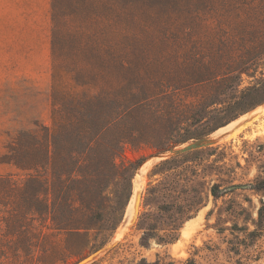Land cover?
Here are the masks:
<instances>
[{"label":"trees","instance_id":"trees-1","mask_svg":"<svg viewBox=\"0 0 264 264\" xmlns=\"http://www.w3.org/2000/svg\"><path fill=\"white\" fill-rule=\"evenodd\" d=\"M52 24L53 125L20 131L0 156L28 173L0 172V264L81 259L125 217L140 162L118 163L124 146L163 145L182 119L208 118L178 89L208 85L216 99L264 65V0H52ZM180 58L193 63L158 65ZM134 60L153 64L133 69ZM66 75L82 89L68 88ZM145 75L149 89H134ZM259 90H243L232 116L255 108ZM250 186L264 194V177ZM255 224L235 225L245 234L230 250L264 229V200Z\"/></svg>","mask_w":264,"mask_h":264},{"label":"rangeland","instance_id":"rangeland-1","mask_svg":"<svg viewBox=\"0 0 264 264\" xmlns=\"http://www.w3.org/2000/svg\"><path fill=\"white\" fill-rule=\"evenodd\" d=\"M52 27V0H0V156L20 131L33 130L36 123L53 125ZM151 63L134 60L132 67L147 68ZM192 63L193 60L180 58L160 61L158 65L187 67ZM261 72L264 65L255 77L244 73L232 93L227 91L216 99L215 89L208 85L178 89L185 104L209 109L208 118L200 122L182 119L178 123L181 130L163 145L124 146L118 163L141 165L153 160L145 170L138 171V167L132 180L133 196L136 173L145 179L137 214L128 227V205L119 225L93 245L106 244L92 253L95 246L90 244L80 254L82 258L89 257L83 264H264V229L240 244L239 252L230 250V241L245 234L235 230V225L247 228L246 232L257 228L258 209L264 200V194L250 186L264 177V85L257 80ZM148 77L145 75L139 80L141 84L133 88L149 89ZM63 81L68 88L82 89L74 87L70 75ZM251 86L260 87L256 95L261 102L233 117L229 107ZM234 94L236 97H232ZM246 114L253 124L235 137H228L235 126L218 132ZM216 133L213 145L170 153L172 148ZM162 153L167 156L157 158ZM0 172L13 173L18 181L28 176L27 172L3 164ZM126 224L119 240L113 241L118 228ZM79 258L73 256L59 264H76Z\"/></svg>","mask_w":264,"mask_h":264},{"label":"bare ground","instance_id":"bare-ground-1","mask_svg":"<svg viewBox=\"0 0 264 264\" xmlns=\"http://www.w3.org/2000/svg\"><path fill=\"white\" fill-rule=\"evenodd\" d=\"M262 109H263V108H262ZM258 111H260V109L257 110L256 112H258ZM256 112H255V113H256ZM261 112H262V111H261ZM247 115H248V116H247ZM258 115H259V114H258ZM248 117H249V114H246L245 117H242L240 120H237V121L232 122L230 125H228V127H223V128H221L218 132H225V131H227V130L233 128L234 126H236V125H237L238 123H240L241 121L247 119ZM258 118H259V117H258ZM255 121H256V119H255ZM252 124H253V122H249V123H247L246 125L241 126V127L238 128L237 130H235L234 133H232L231 135H229L228 137H235V136L238 135L240 132H242L244 129H246L249 125H252ZM222 134H223V133H222ZM216 135H217V133L214 134L212 137H215ZM228 137H227V138H228ZM217 138H218V136H217ZM225 138H226V136H225ZM157 158H160V157H157ZM154 159H155V158H154ZM152 161H153V160L151 159V160H149L147 163H145L144 166L142 167L141 171H142V170H145L146 167H147L148 165H150ZM144 183H145V179L142 178L141 173H140V172L136 173V176H135V179H134V188H133V189H134V193H133V196H132L131 202H130V204H129V206H128L127 216H126V218H125V219L127 220V224H128L129 222H132L133 219L135 218L136 214H137V211H138V204H137V203H138V200H139V196H140V194H141V191L143 190ZM123 223H124V222H123ZM127 224H126L125 226H120V227L118 228L117 232L115 233V236H114L113 241H115V240H117V239L119 240V238L121 237V235H122L124 229L126 228ZM129 226H130V225L128 224V227H129ZM127 229H129V228H127ZM184 232L187 233V229H186V228H185ZM114 243H115V242H114ZM109 246H110V244H109ZM107 249H108V248H107Z\"/></svg>","mask_w":264,"mask_h":264},{"label":"water","instance_id":"water-1","mask_svg":"<svg viewBox=\"0 0 264 264\" xmlns=\"http://www.w3.org/2000/svg\"><path fill=\"white\" fill-rule=\"evenodd\" d=\"M251 121V119H246L242 122H240L239 124H237L232 130L230 133H233L235 130H237L238 128H240L241 126L243 125H246L247 123H249ZM228 134V133H227ZM225 136V135H224ZM217 141V139H214L213 137L211 136H205V137H201L189 144H187L186 146L184 147H181V148H172L170 150V153L171 154H181V153H185V152H188V151H191V150H194V149H199V148H202V147H206V146H210V145H213L215 142ZM167 156V153H162V154H159L157 157H160V158H165ZM148 160H145L143 161V163L139 166L138 168V171L141 170V168L143 167V165L147 162ZM130 203V202H129ZM138 204V203H137ZM129 205V204H128ZM89 260V257H84L82 259H80L79 261H77L78 264H83L85 262H87ZM76 263V264H77Z\"/></svg>","mask_w":264,"mask_h":264}]
</instances>
